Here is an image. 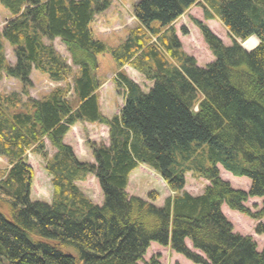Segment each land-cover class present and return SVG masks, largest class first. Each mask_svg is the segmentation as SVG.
<instances>
[{"label":"trees","instance_id":"1","mask_svg":"<svg viewBox=\"0 0 264 264\" xmlns=\"http://www.w3.org/2000/svg\"><path fill=\"white\" fill-rule=\"evenodd\" d=\"M0 4L10 15L0 29V81L23 85L22 93L0 94V158L9 165L0 175V264H162L159 256L144 260L152 243L194 264H264V250L236 233L222 210L264 219V209L246 207L249 199L264 197V0H137V24L116 47L96 38L92 27L112 0ZM194 6L206 21L220 22L232 40L225 45L193 19L214 56L204 68L183 51L175 29ZM56 39L71 65L56 50ZM244 42L255 48L248 52ZM6 44L14 51L13 66ZM108 53L124 92V104L111 118L99 100L98 58ZM125 66L153 87L144 92ZM33 70L65 85L33 98ZM79 123L108 128V144L87 141L94 162L80 161L65 142ZM29 153L44 160L50 203L30 198ZM142 165L175 193L163 206L127 193L130 175ZM219 166L248 178L249 190L231 186ZM188 174L209 181L202 194L184 190ZM90 175L99 182L102 205L77 185ZM255 232L264 234V224Z\"/></svg>","mask_w":264,"mask_h":264},{"label":"rangeland","instance_id":"2","mask_svg":"<svg viewBox=\"0 0 264 264\" xmlns=\"http://www.w3.org/2000/svg\"><path fill=\"white\" fill-rule=\"evenodd\" d=\"M136 2L137 0H112L111 7L95 17L92 27L96 38L106 42L110 47L118 46L126 38L128 31L137 24L133 13V7ZM203 14L202 8L194 6L175 24L176 33L182 44L183 51L195 58L197 65L202 68L213 62L214 56L206 44L200 29L193 23V19H197L206 24L225 45L232 44V40L224 26L217 20L206 21ZM9 16V12L0 4V29L3 28ZM184 28L188 32L187 35H184L182 32ZM250 39H256L255 47L259 44L256 37ZM246 42L243 43L245 50L249 52L255 48L249 49L245 47ZM53 44L60 55L71 65L65 45L59 39L55 40ZM6 57L10 65H15L16 59L14 51L8 44H6ZM98 59L100 67L98 76L103 82L99 90L101 111L106 117L111 118L119 114L124 104V92L119 89L115 83V77L119 69L109 53L99 56ZM123 71L131 80L137 83L144 92H148L153 87L152 82L130 66H125ZM30 80L32 87L28 91L30 96L36 99L43 98L58 86L65 85L64 82H51L47 76L42 75L36 70L32 71ZM13 92L22 93L23 85L19 80L4 77L0 81V94ZM87 141H92L97 144H108V128L100 124L79 123L70 130L65 138L66 144L73 148L75 155L80 161L94 162ZM46 145L49 154L52 155L54 149L48 141ZM28 164L34 171V179L30 194L31 200L50 203L53 195V187L51 177L48 176L45 171L43 158L29 153ZM8 168L9 165L7 160L0 158V175ZM219 169L221 177L228 181L231 186L236 189L249 190L251 183L248 178L235 177L226 172L221 166H219ZM209 184L207 180L194 179L191 174H188L186 176V186L184 190L193 196H197L202 194L205 187ZM77 185L94 204H103L104 197L95 176L90 175L86 181L78 182ZM127 193L131 197H140L157 206H163L167 198L175 195V193L168 188L161 176L145 165L140 166L130 175ZM246 207L253 213L262 211L264 209V197L249 199L246 203ZM222 210L232 223L236 233L243 236H251L257 243L258 251L261 252L264 250V234L258 235L255 232L258 225L264 224V219H251L237 211L230 210L227 206H223ZM156 256H159V261L162 264H194L184 256L173 252L169 247L152 243L146 252L144 260L149 261L152 257Z\"/></svg>","mask_w":264,"mask_h":264},{"label":"crops","instance_id":"3","mask_svg":"<svg viewBox=\"0 0 264 264\" xmlns=\"http://www.w3.org/2000/svg\"><path fill=\"white\" fill-rule=\"evenodd\" d=\"M57 40V39H56Z\"/></svg>","mask_w":264,"mask_h":264},{"label":"water","instance_id":"4","mask_svg":"<svg viewBox=\"0 0 264 264\" xmlns=\"http://www.w3.org/2000/svg\"><path fill=\"white\" fill-rule=\"evenodd\" d=\"M244 47V46H243Z\"/></svg>","mask_w":264,"mask_h":264}]
</instances>
